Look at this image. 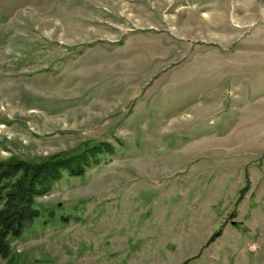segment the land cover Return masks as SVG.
Returning <instances> with one entry per match:
<instances>
[{"label": "rangeland", "instance_id": "obj_1", "mask_svg": "<svg viewBox=\"0 0 264 264\" xmlns=\"http://www.w3.org/2000/svg\"><path fill=\"white\" fill-rule=\"evenodd\" d=\"M81 155L0 264H264V0H0V161Z\"/></svg>", "mask_w": 264, "mask_h": 264}, {"label": "trees", "instance_id": "obj_2", "mask_svg": "<svg viewBox=\"0 0 264 264\" xmlns=\"http://www.w3.org/2000/svg\"><path fill=\"white\" fill-rule=\"evenodd\" d=\"M105 144V143H103ZM88 155L74 158L52 156L40 163L0 161V257L10 255L9 239L21 236L27 223L39 216L34 199L66 171L81 176L90 167Z\"/></svg>", "mask_w": 264, "mask_h": 264}]
</instances>
